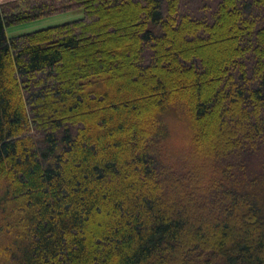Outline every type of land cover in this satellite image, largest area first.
Listing matches in <instances>:
<instances>
[{
	"label": "trees",
	"instance_id": "1",
	"mask_svg": "<svg viewBox=\"0 0 264 264\" xmlns=\"http://www.w3.org/2000/svg\"><path fill=\"white\" fill-rule=\"evenodd\" d=\"M0 185L8 264H264V0L0 4Z\"/></svg>",
	"mask_w": 264,
	"mask_h": 264
},
{
	"label": "rangeland",
	"instance_id": "2",
	"mask_svg": "<svg viewBox=\"0 0 264 264\" xmlns=\"http://www.w3.org/2000/svg\"><path fill=\"white\" fill-rule=\"evenodd\" d=\"M82 17V11L76 10L68 13H62L55 16L43 18L37 21H34L30 24H38L39 22H45L42 26L39 25V29H45L48 27L61 25L64 23H68L70 21H74L80 19ZM24 26V25H22ZM168 115L169 122V130L170 134L168 135L167 140L164 143V148L168 150L167 153L176 155V156H184L187 152V142L189 141L190 131L186 124V120L184 119V114L180 110V108L176 107ZM183 161V160H182ZM4 190V186L0 185V197L2 196V192ZM12 239V234L9 236L6 234L5 230H0V264H8V257L14 253V249L12 251H8L6 248ZM17 253V252H16ZM18 254V253H17Z\"/></svg>",
	"mask_w": 264,
	"mask_h": 264
},
{
	"label": "crops",
	"instance_id": "3",
	"mask_svg": "<svg viewBox=\"0 0 264 264\" xmlns=\"http://www.w3.org/2000/svg\"><path fill=\"white\" fill-rule=\"evenodd\" d=\"M12 0H0V4L6 3ZM34 22V21H33ZM33 22L24 23L21 25L10 27L6 30L7 36L12 37L23 33L33 32L36 30H40L39 25L42 26L45 22H39L38 24H30ZM24 25V26H22ZM42 29V28H41ZM44 29V28H43Z\"/></svg>",
	"mask_w": 264,
	"mask_h": 264
}]
</instances>
